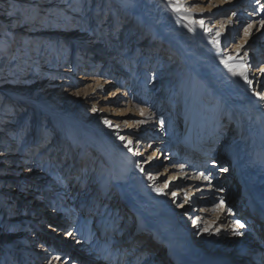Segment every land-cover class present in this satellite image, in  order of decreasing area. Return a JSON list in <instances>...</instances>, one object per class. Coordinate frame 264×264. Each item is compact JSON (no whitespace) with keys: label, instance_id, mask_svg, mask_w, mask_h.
<instances>
[{"label":"rangeland","instance_id":"obj_1","mask_svg":"<svg viewBox=\"0 0 264 264\" xmlns=\"http://www.w3.org/2000/svg\"><path fill=\"white\" fill-rule=\"evenodd\" d=\"M70 1L72 0H64L65 7L61 5L54 6L55 8L51 7L47 0H2L3 3L0 4V17L5 18L8 16L9 6L15 5L19 11V22L21 21L19 25L0 23V33L3 26H5L8 29L7 36L12 37L11 47L13 48L9 50L8 54L9 57L14 56V63L11 65V62L2 61L5 55H0V114L5 112L7 116H13L11 118L9 116V118H0V125L5 126V128L0 126V175L4 177L3 180H0V264H28L26 258L32 255L35 264H40L44 260H46V264H100L102 263L100 262L101 259H106L107 262L110 257L113 258L112 264H117V257L111 254V249L105 254L102 251L104 244L114 243L112 234L107 236L104 233L97 237L93 233L100 209L103 208L104 202H106L98 199L100 194H97V192L101 191L102 185L109 179L116 181L114 177L112 178L111 169L102 161V156L98 154L99 165H96L95 168L96 172L99 173L101 184L92 183L86 187L87 182L84 183L83 178L78 181L79 173H77L74 181L68 182L65 174L62 175L63 171L60 167L62 160L54 165L55 158L59 154H55V142L51 140V136L45 141L43 137L34 149L25 152L36 132L39 141L42 129L51 131V134L57 137L61 134V128L57 127L51 113L47 111L38 112L34 103L45 101L47 97V103L53 104L54 102L53 110H56L59 106H64L66 111L73 112L74 115L77 114V111L83 110L82 106L84 105L86 113L83 119L91 120L88 130L90 134L92 128H94L91 125L92 123L95 125L99 120L104 123V120L107 119L111 122L109 130H112V134L119 136L120 133L118 132L121 128L123 130L121 135L124 136V139L129 135L131 137V143L126 141L125 144H133L135 150L144 152L147 147L146 145L139 147V141L149 144L147 147L149 153L145 157L147 159L141 156V166H139V171L147 174L149 167L145 166L146 162L153 165L154 173H158L161 167H177L178 170L184 171V163L187 168L190 166L191 162L182 159V155L178 153V148H173V143L178 140L181 139L185 142L184 140L187 137L186 126L189 123L187 121H190V119L184 118L185 110L179 105L183 98L196 99L198 97L199 100L195 102L194 109L196 111L198 103L203 108V98L208 96L207 93L210 89L212 90L211 87L205 86L206 77L203 74L201 76L205 77V80L196 74V77L203 81L198 82L193 89H189L186 83L182 82L187 77L188 71L185 70L181 53L172 50L162 51L163 48L169 49L163 43L150 49L153 40L159 35L164 36L151 20L153 17L156 19L157 24H161L166 20V14L162 12L157 14L158 8L155 6L157 0H144L148 5L147 13H144V10L141 12L136 0H73L68 3ZM175 1L193 9L204 6L205 11L194 13L193 18L195 21L202 20L206 27L202 29L200 24L196 23L197 27L192 28L193 32H210L214 34L218 28L214 29L217 25L219 26L220 21L228 20L227 22H229L231 20L230 23L234 21L233 29L236 28V32L234 36H227L228 44L233 47L232 52L239 46L240 50H244L256 40H263L264 44V31L260 32L261 29H264L260 24V21L264 20V11L261 10L260 0H250L249 2L235 0L234 4H230L228 0H223L224 3L227 2L225 7H218L220 0H173V2ZM242 3L243 5L239 7V4ZM207 8L209 10L213 8L214 11L208 12L206 11ZM41 9L42 12L37 14V11ZM56 10L60 12L57 11L54 17H47L50 12ZM238 10L247 11L252 16L250 17L248 14L243 16L239 12L233 13V11ZM128 11H131L130 15L127 13ZM44 13L47 16H45L46 21L42 25ZM55 18H57L56 21ZM170 21V19H167L169 25L172 23ZM208 25L211 26L209 30H207ZM250 25L251 27H249ZM180 27L181 25L178 28L176 27L177 32L182 29ZM231 28L229 27L227 31L230 32ZM155 31H158L157 36H154ZM188 32L183 31V36ZM191 34L194 35V33ZM187 37L190 39L191 35H187ZM247 37H249L248 41L241 44ZM23 38L25 44L22 53H20L16 49L18 44L21 47ZM213 38L215 39V37ZM4 43L5 38H0V45ZM194 45L198 49L195 52L201 56L200 48L197 47L196 43ZM254 46L252 45L251 48H254ZM227 47L228 45L222 41L216 52L219 53L221 49L220 53L222 54ZM258 48L259 46L256 48L257 51H259ZM260 54L262 55V52ZM15 55H17L16 58ZM82 56L86 59L89 58L91 61L96 60V62L105 63V65L88 66L89 69L84 71L85 59ZM210 60L211 58H207L205 63L207 67L210 65ZM260 65L261 63L252 66L249 63V72L252 73L253 77L261 78L258 81H260L259 93L262 96L264 95V73L259 74V76L255 74L256 71H259L257 69ZM207 70L210 73L214 71L210 68H207ZM224 74L226 84H233L229 75ZM167 75H171L170 80H168ZM82 78L89 79L84 80ZM224 79H221V81L225 82ZM59 82L61 83L59 84ZM169 94L172 97L171 101L173 100L171 105L165 102V100H169V98H166L170 96ZM257 94L255 98L262 103ZM214 95L212 99H214L218 109H225V102H222L219 95ZM24 96L29 97V99L24 98ZM54 97L56 98L54 99ZM236 101L248 121H257V119L259 121V116L255 115V118H253L250 107L245 105L249 102L248 100L246 102L245 97H237ZM244 101L245 104L242 105L241 102ZM69 102H71L70 107H68ZM261 103L260 105L263 104ZM8 104L22 105V108H26L27 112L23 115L24 111L22 110L15 109L13 112L11 111L12 108L3 110L2 105ZM238 106L234 107L237 112L240 108ZM207 112V109H200L198 115L202 117ZM199 116L197 117L199 118ZM83 129L86 128H83L79 123H75L73 128H69L68 135L75 133L87 135L90 138V134L84 133ZM231 130L232 125L227 124L222 135L211 146V154L220 152L222 140L229 138L228 134ZM137 131L144 134L146 138L143 140L138 134L136 135ZM203 131L204 134L202 132L200 135H204L203 138L212 136V134H209L212 133L211 129L206 128ZM124 132L127 133L124 134ZM93 139L89 141L92 145H94L93 141H96ZM94 146L96 147V145ZM154 147L164 150L166 155L163 154L159 158L158 152L155 154L154 151H150ZM70 151L73 152L72 149ZM257 151L259 156L262 157L261 161H264V147L262 151L260 147ZM92 154L93 150L91 151ZM91 155L90 153L89 156L87 155L83 170L89 167ZM67 156L68 154L65 155V157ZM25 157L28 158L25 159ZM163 158L166 162L162 160ZM66 161H68L67 158ZM230 163L231 166L234 165L233 161H230ZM11 164L13 167H10ZM208 164L204 163L196 170L198 173L196 176L199 177L200 181L201 179L214 181V177L218 175V172L215 171L213 175L209 173ZM25 169L29 172L28 175H26ZM104 171L106 172L104 173ZM192 173L195 174V171ZM166 175L160 177L159 188L162 187L164 181L169 180L170 176ZM14 177L16 178L13 179ZM190 179L187 175L180 176L175 180L174 185H178L180 182L191 185L195 179ZM221 179L223 184L218 185L217 182L213 184V191L199 185V189L191 196L190 191L187 192L191 200L190 203L194 204V209L190 213L193 217H190L194 218L199 211L211 209V216H205V220H210L216 215L218 217L217 223L220 222L219 219L223 216L227 219V222L229 221L228 227L231 231L239 228V230L241 229V235L245 236L248 233H245L240 227V224H245L244 219L225 198L226 190L230 189V192L235 194L238 192L237 187L226 181L224 182L223 176ZM115 185L117 196L120 197L122 193L121 186L117 182H115ZM93 190L94 193L92 194ZM198 198L199 200L202 198L203 203L196 204ZM118 203L114 206H112L114 203H111V205L109 203L111 208L109 207L108 213L111 210L113 213L118 212L122 206L121 198ZM242 204L243 202L240 205ZM122 209L124 210V207ZM129 214V219L128 215L121 218L118 229L124 230L126 226L127 228L128 225L131 226L132 222L130 220H133L132 216H135V214L132 211ZM46 218L50 219L52 223L47 224L51 229L49 234L45 236L53 241H58L59 244L53 243L54 246H51L49 242L47 244V246L49 245L46 252L47 256L43 260L39 259L43 257L42 253L32 254L31 249L40 232H42L41 229L44 227L43 224L46 223ZM219 224L221 225V223ZM219 224L216 225L214 232L220 226ZM69 232L71 235H68ZM125 232L123 231L121 234ZM41 236L44 237V235ZM205 236L210 237L211 233ZM57 237L58 239H56ZM163 237L169 236L164 233ZM227 237L237 238L233 234H229ZM194 242L197 245L200 243L197 238ZM256 244L259 245L257 241H255ZM37 255L40 257H37ZM231 256V264L236 260L239 261L236 256L234 258V253ZM148 257L149 255L145 258V261ZM119 262V264H124L125 261L120 260ZM227 263L230 264V260ZM240 264H243V262Z\"/></svg>","mask_w":264,"mask_h":264},{"label":"bare ground","instance_id":"obj_2","mask_svg":"<svg viewBox=\"0 0 264 264\" xmlns=\"http://www.w3.org/2000/svg\"><path fill=\"white\" fill-rule=\"evenodd\" d=\"M72 1L68 3H71ZM136 1L139 5V8L141 9V12L142 10H144V13H147V3L144 0ZM228 1L230 4H234L235 0ZM246 1L249 2L250 0ZM1 3H3L2 0H0V4ZM47 3H49L51 7L61 5H64V7L66 6V3L64 4V0H47ZM178 3L186 10L177 12L174 7V5H176L177 3L176 1L173 2V0L156 1L155 6L158 8L157 14L159 12L166 14V20H164L161 24H157L156 19H154L153 17L151 18L152 22L154 23L153 25H156L158 30H160L164 36L159 35V37L153 40V42L150 44V49H153L154 46L157 47L160 43H163L164 46L169 49L163 48L162 51L172 50L174 52L176 51L177 53H181V55L183 56V62L185 63V70L188 71L187 77H185L182 82L186 83V86L189 87V89H193L196 87L198 82L203 81L199 80L196 77V74L200 78L202 77L201 74H203L206 77V80L205 77H202L206 83V85H203L212 88V90L210 89V91L207 93L208 96L203 98V108H201V105H199L198 103L196 111L194 109L195 102L199 100L198 97H196V99H191V97H187L185 99L183 98L179 105V107H183L185 110L184 118L186 117V119H190V121H187L189 123L186 126L187 137L184 140L185 142L180 139L177 142L173 143V148H178V153L182 155V159L184 161L188 160L191 162L190 166L188 165V168L184 163V171L178 170L177 167H161L158 173H154L155 170L153 169V165H149V162H146L145 166L149 167L147 169L148 172L147 174L142 173L141 171H139V166H141L140 158L141 156H143L144 158L147 157V154L149 153L147 151V147L149 146V144H145L142 141H139V147L145 145L147 147L146 149L144 148V152L135 150V146H133V144H125L126 141L129 142L131 140L130 135L122 140L121 137H124L121 135L123 130H121L120 128V132H118L120 133L119 136L113 135L111 132L112 130H109L110 127L107 124L103 123L102 120H99V122H97L95 125L94 123L91 124L94 128H92L90 134V131L88 130L91 120L83 119V116L86 113L84 105L82 106L83 110L77 111V114L74 115L73 112H69L68 110L66 111L64 109V106H59L56 110H53L54 102L53 104L47 103V97L45 98V101L34 103L35 109L38 112H50L52 119L57 127L61 128V134L59 137H57L56 135H52L51 131L42 129V132L40 133V141L38 140V133L36 132L31 140L29 148H27L25 152L34 149L35 146H37V144L42 141L41 139L43 137V140L45 141L48 137L51 136V140L55 142V154H59L55 158L54 165L62 160V164L60 165L61 170L63 171L62 175L65 174L68 182L74 181L76 179L77 173H79L80 177L78 181L83 178V182H87L85 185L86 187L87 185L92 183H95L97 185L101 184L99 173L96 172L95 167L96 165H99V158L97 157V155L99 154L102 156V161L111 169V175H113L112 172L115 173V182H117V184L121 186L122 193L120 197L117 196L115 188L116 185L113 179H109L102 185L100 189L101 191L97 192V194H100L98 196V199L100 201L105 200L106 202H104L105 204L103 203V208L101 207L102 209H100L101 211L99 212V217L97 216L98 218L96 219L94 224L95 231L93 233H95L97 237L101 236L104 233L107 236H110L112 234L111 236H113L114 243L110 245L104 244L102 251L103 254H105L111 249V254H114V256L117 257V264L120 263L119 261L124 254L122 253L120 256V251L123 252L125 249H129V247L131 248L134 245L136 246L135 251H137L140 247V251L136 252L138 256L141 257L145 254H150L146 261L145 259L142 260V263L145 261V264H156V262L157 264H166L167 260H170V252L168 253V251L171 246L176 248V254L173 256L171 255V257H181L182 259H180L182 260V264H225L229 260L231 264L232 258L230 257H232V253H234V258L237 257V259L239 260L234 261L233 264H240L241 262H243V264H261L259 263V259L261 258L260 255L263 254L262 251H264V242L260 241L262 238H264L262 237L264 236V161H261L262 157L261 155L259 156L257 150L260 147L262 151V148L264 147V99H261V97H264V95L261 96V93H259L260 81L258 80L261 78H256L255 76L253 77L251 75L252 73L250 74L249 63H251L252 66L261 63V65L257 69L259 71L255 72L256 76L264 73L263 40H256L255 42H252L251 45L246 47L244 50H240L239 46L234 52H232L233 47L228 44L229 40L227 39V36H234L236 32V28L233 29L234 21L232 23H230L231 20L229 22H227L228 20L220 21L218 23L219 26L217 25V27L214 29L216 30L218 28L216 30L217 32H214V34H211L210 32H193L192 28H194V26L197 27V24L192 22L195 21L193 18V14L205 11L204 6L193 9L189 6L187 7L186 5H183V3L181 2ZM260 3L262 6H264V0H260ZM242 5L243 3L241 5L239 4V7ZM219 6L225 7L227 6V2L224 3L223 0H220L218 7ZM9 7L10 10L7 12L8 16H6L5 18L1 16L0 23H7L8 25L9 23H12L14 25H19L21 21L19 22L20 16L18 15V7H16L15 5H10ZM57 11L58 10L52 13L50 12L48 16L44 13L42 25L46 21L45 16L54 17ZM206 11L213 12L214 9L212 8L209 10L207 8ZM40 12H42V9L38 10L37 14ZM59 12L60 11H58V13ZM236 12H239V14H242L243 16L247 14L250 15V17L252 16V14H249V12L247 11H233V13ZM127 13L130 15L131 11H128ZM186 17H190L191 20ZM167 19L171 20L170 22L172 23L170 25L168 24L169 22L167 23ZM56 20L57 18H55V21ZM180 25V28L182 29L178 30L177 32L176 27L178 28V26ZM210 27L211 26L208 25L207 30H209ZM229 27H232L230 32L227 31ZM2 29L3 30L0 33V38H5V43L0 45V55H5L2 58V61L6 60L7 63L11 62L10 64L13 65L14 56L9 57L10 55L8 54L9 50L13 48L11 47L12 37L7 36L8 29H6L5 26H3ZM183 31H185V33L186 31L189 32L183 36ZM263 31L264 29H261L260 32ZM157 32L158 31H155L154 36L158 35ZM190 32L194 33V35H192ZM217 33H219V35H217ZM187 35H191V38L189 39ZM213 37H215V39ZM248 39L249 37H247L246 40L241 44L246 43ZM217 41L219 42L217 43ZM222 41L225 42L228 47L226 48V51L222 52L221 54V49L219 50V53H217L216 50L220 47V43ZM188 43H190L191 45ZM194 43H196L197 47L200 48L201 56L197 55V53L195 52L197 48L195 47ZM24 44L25 40L23 38L21 47L20 44H18L16 51L22 53ZM252 45H255L254 48H251ZM257 46H259V51L256 50ZM13 51L14 50L12 49V52ZM260 52H262V55L260 54ZM16 56L17 55H15V58ZM82 58L85 59V69H83L84 71H87L89 67H93L94 65H105V63L102 64L99 63V61L96 62V60L91 61L89 58L86 59L83 56ZM207 58H211V62L209 63L210 65L208 67L205 65ZM207 68L214 69V71L210 73ZM242 71L246 72L249 80L252 81L251 84L247 83L238 74ZM224 73L229 75V77L233 81V84H226L227 82L224 79ZM167 77L168 80H170L171 75H167ZM82 79L88 80L89 78ZM221 79H224L225 82H222L223 80L221 81ZM60 83L61 82H59V84ZM214 94L219 95L222 102H225V109H218V106L216 105L214 99H212L213 96H215ZM256 94L258 95V98L262 100L263 104L259 100H257V98H255ZM242 96L245 97L246 102L247 100L249 102L248 104H245L244 101L243 103L241 102V104H245L250 107V112L253 118H255V115L259 116L260 119L259 121L257 119L258 122L255 120L248 121L247 117L244 116V112L241 110V107L238 106L236 101L237 97L243 98ZM56 97H54V99ZM24 98L29 99V97L27 96H24ZM166 98H169V100H165V102L171 105L173 101H171V95ZM260 103L262 105H260ZM70 105L71 102H69L68 107H70ZM173 105L174 103L172 104V106ZM2 106L3 110L12 108V112L15 109L22 110L24 111L23 115H25L27 112L26 108H22L23 106L18 104H8ZM236 106H238V108L240 107L238 109V112L236 111V109H234V107ZM200 109H207L208 112L200 117L199 115H197L200 114ZM102 110H104V108H102ZM190 111H192V117L190 116ZM196 115L199 116V118ZM8 116L10 118L13 117L12 115ZM8 116L5 112H1L0 114V118H6ZM61 117L65 120L64 122ZM230 121H233L234 123H232V130L228 134L229 138L222 140V148L219 149V153L211 154V146L214 145L215 141H217L219 136L222 135L223 129H225V126L229 124ZM75 123H79L83 128H86L87 130L83 129L84 133H89V136L91 137L89 138L87 135L75 133L73 135H68L69 128H73ZM229 125H231V123ZM0 126L5 128L3 124H1ZM206 128H209V130L211 129L212 131V136L210 138H203L204 135L200 136L202 132L204 134L203 129L205 130ZM125 133L127 132H124V134ZM137 134L143 140L146 138L145 135L139 131L136 132V135ZM92 138H94L93 140H96V143L93 141V144L96 145V147L89 142ZM70 149H72L73 152H71ZM92 150L93 154L91 155ZM150 151H154L155 154L158 152L157 155L159 156V158L164 154V150L156 149L155 147L153 149L151 148ZM69 152L71 153L69 154ZM89 153L91 155L90 165L88 164L89 167H86V169L83 170V168H85L84 161L85 159L87 160ZM66 154H68L67 157H65ZM165 155L166 154H164V156ZM27 158L28 157H25V159ZM66 158L68 159V161H66ZM162 160L166 162L164 158ZM230 161H233V166L230 165ZM204 163H209L207 168L210 174L213 175L214 171L216 173L218 172V175L214 177V181H209L207 179H201L200 181L199 177L196 176V174H198L196 170H198V168L201 167V165H203ZM10 167H13L12 164L10 165ZM221 169H227V171H222ZM24 171H26V175H28L29 172H27L26 169ZM106 171H104V173ZM194 171L195 174L192 173ZM166 174L170 176L169 180L164 181L162 187L159 188V179L160 177H164ZM184 175L189 176V178L191 179H195V181L193 180L194 182H192L193 184L186 185L185 182H180V184L174 185L175 180ZM222 176L224 177V182L226 181L229 184L237 187L238 192L235 194H233V192L231 193L230 189L226 190L225 198L231 206H234L235 211L244 219L245 224L242 229L243 231H245V233H248L245 236L241 235V229L239 230V228L231 231L228 227L229 221L227 222V219L223 216H221V219H219L220 222L217 223L216 220H218V217L216 215L210 220H205V216H211V209L199 211L198 214H196V216L194 217L195 221L194 218H191L193 216H191L190 213L194 209V204L190 203L191 200L189 199V194H187V192L190 191L191 196V194H194V192L199 189V185L205 186L207 190L213 191V184H215L216 182L218 185H220L221 183L223 184V180L221 179ZM15 178L16 177H14L13 179ZM3 179L4 177L0 175V180ZM94 190L92 191V194L94 193ZM184 194H186V196H184ZM246 194L247 196H245ZM183 196L184 198H182ZM185 197H187V199H185ZM120 198L122 199L121 209L118 212L116 211V213H113L112 210L108 213L110 207L109 203L110 205L111 203H114L112 206L119 204L118 201ZM107 200L109 201L108 203ZM174 201H176L175 204H173ZM241 202H243L242 205H240ZM201 203H203L202 198L200 200L198 198L196 204ZM123 207L124 210L122 209ZM243 207L248 210L243 209ZM131 211L135 214V216H132L133 220H130V222H132L131 226L129 227L128 225V228L126 226L124 230L121 229L123 231H126L124 234H121L123 231L118 229L120 220L125 215H128L129 219V213H131ZM257 216H259V218H257ZM179 217L183 218L180 220ZM176 218H178L179 220L176 221ZM186 220L190 221V223L188 222V224L194 223L196 225L195 229L197 230L193 231V227L189 228V225L187 224V222H185ZM183 222H185L184 224L187 226L186 231H180V227ZM48 223L52 222L50 219L46 218V223L43 224L44 227L41 229L42 232H40V235L38 236L39 238L37 237V239L35 240L36 242L31 249L32 254L42 253L43 257H40L38 255L37 257H40L39 259L43 260L47 256L46 252L48 251V246H52L53 243L59 244L58 241H53L49 237L45 236L49 234L51 229V227L47 225ZM219 223H221V225ZM217 224H219L220 226H218L217 230L214 232L213 230L216 229ZM136 228L138 232L136 231ZM155 228L158 231L157 234H153ZM151 229L153 230L151 231ZM189 230L191 231L190 233ZM179 232L182 233L180 234ZM133 233L135 239L124 243L126 238L130 237ZM164 233L169 237L164 238ZM210 233V237L205 236L206 234ZM229 234L236 235L237 238H228L227 236ZM41 235H44V237ZM193 237L195 239L197 238V241L200 242L199 245L194 242L195 239L193 240ZM56 239H58V237ZM159 239L164 240L163 243H160L159 241L161 240ZM255 241L258 242V246L257 244L255 245ZM48 243L49 245L47 246ZM219 247L221 248L218 249ZM95 248L98 249L99 247ZM257 249L262 251H258ZM147 256L145 258H147ZM112 259L113 258L110 257L107 262L106 259H101L102 261L100 262L102 263L100 264H112ZM133 261H136V257ZM26 263L35 264L33 255L27 256ZM40 264H46V260H44Z\"/></svg>","mask_w":264,"mask_h":264},{"label":"snow or ice","instance_id":"obj_3","mask_svg":"<svg viewBox=\"0 0 264 264\" xmlns=\"http://www.w3.org/2000/svg\"><path fill=\"white\" fill-rule=\"evenodd\" d=\"M174 7H175V9H176V11L177 12H181V11H185L186 9H184L181 5H179V3H177L176 5H174ZM261 10L262 11H264V6H262V8H261ZM186 18H188V19H190L191 20V18L190 17H186ZM193 23H199L200 24V27L202 28V29H205V25H204V23H203V21L202 20H198V21H192ZM260 24H261V27H264V20H261L260 21ZM249 27H251V25L249 26ZM245 31H247V29H245ZM217 35H219V33H217ZM219 41H217V43H218ZM227 66V65H226ZM247 83H249V84H251L252 83V81L251 80H249V78H248V76L246 75V72H240V73H238ZM261 99H264V97H261ZM93 110H95V109H93ZM142 115H143V113H141ZM104 123L105 124H107L109 127H111V122L109 121V120H107V119H105L104 120ZM121 139L123 140L124 139V137H121ZM129 143H131V141H129ZM222 171H227V169H221ZM159 191V190H158ZM174 195V194H173ZM185 199H187V197H185ZM237 223H239V221H237ZM240 227L242 228V227H244V225L243 224H240ZM68 235H71V233L69 232L68 233Z\"/></svg>","mask_w":264,"mask_h":264}]
</instances>
